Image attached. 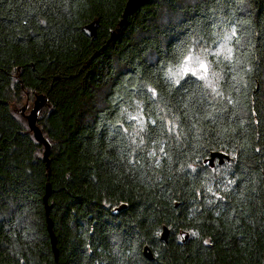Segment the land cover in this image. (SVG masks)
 I'll return each mask as SVG.
<instances>
[{
	"label": "trees",
	"instance_id": "obj_1",
	"mask_svg": "<svg viewBox=\"0 0 264 264\" xmlns=\"http://www.w3.org/2000/svg\"><path fill=\"white\" fill-rule=\"evenodd\" d=\"M127 1L0 0V264H264V0Z\"/></svg>",
	"mask_w": 264,
	"mask_h": 264
},
{
	"label": "water",
	"instance_id": "obj_2",
	"mask_svg": "<svg viewBox=\"0 0 264 264\" xmlns=\"http://www.w3.org/2000/svg\"><path fill=\"white\" fill-rule=\"evenodd\" d=\"M145 1L146 0H128L127 1L126 5H125L124 13H123V18L120 21L119 26L117 27L116 31H113L112 38H117V36H118L117 32L119 31L120 26L127 24L128 17L130 15H132ZM98 26H99V21L97 19H95L92 22H90L84 26V31L87 35H89L95 39L97 37ZM48 103H49L48 94L42 93V94L37 95L36 100L34 102V106L31 109L30 113L25 114L26 107L23 108V111H22L23 114L28 119V125H29L30 129L32 130V132L34 133L35 138L37 139V141L41 142L45 147L44 158L47 162V165H49V163H50L49 157H50L52 143H51L50 139L44 134L41 127L38 125V117L40 116L43 108ZM230 160H231V158L227 153H225L223 151H212L210 153V156L205 159V162L209 163L211 166H214L216 164V162H218V164H223L226 161H230ZM50 194H51V185H50V183H48L47 188H46V195H45V203L46 204H48V199H49ZM125 206H126L125 204L117 206L113 209V212L118 213ZM49 209L50 208L48 206L47 207V210H48V212H47L48 230H49V234H50V238H51V243H52V247H53L55 260L57 262H59V249L57 247V238H56V234L53 230V221L49 215ZM169 234H170L169 228L167 226H164L163 231L161 233V240L164 242H168ZM143 253H144L145 257H147L151 260H153L155 258L154 252L149 245L144 246Z\"/></svg>",
	"mask_w": 264,
	"mask_h": 264
},
{
	"label": "rangeland",
	"instance_id": "obj_3",
	"mask_svg": "<svg viewBox=\"0 0 264 264\" xmlns=\"http://www.w3.org/2000/svg\"><path fill=\"white\" fill-rule=\"evenodd\" d=\"M164 16H166V15H164ZM164 16H163V19L165 21L166 17H164ZM167 16H169V15H167ZM221 49L222 50L223 49L230 50V46L223 44V45H221ZM201 54H202V52L200 51V49L199 50L198 49L193 50L187 56L183 65L176 69V73H178L179 75H184L185 73H193L196 75H198V74L202 75L206 72L205 73V77H206L209 73L210 67L208 64L207 57H205L203 54L202 55ZM206 80H208L209 82H212L211 79H206ZM17 95L18 94L15 95V98L11 102L12 109L15 112V114L22 117L21 114H22L23 107L29 106L27 113H30L31 109L34 106V102H35L37 96H36V94L33 93L32 90H28V89L21 91L19 93V95L18 96Z\"/></svg>",
	"mask_w": 264,
	"mask_h": 264
},
{
	"label": "snow or ice",
	"instance_id": "obj_4",
	"mask_svg": "<svg viewBox=\"0 0 264 264\" xmlns=\"http://www.w3.org/2000/svg\"><path fill=\"white\" fill-rule=\"evenodd\" d=\"M205 243H207V241H205Z\"/></svg>",
	"mask_w": 264,
	"mask_h": 264
}]
</instances>
